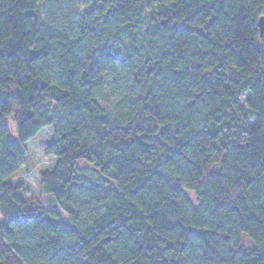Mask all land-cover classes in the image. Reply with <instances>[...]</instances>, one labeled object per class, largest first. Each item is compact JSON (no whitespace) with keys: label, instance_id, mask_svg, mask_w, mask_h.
Returning <instances> with one entry per match:
<instances>
[{"label":"trees","instance_id":"1","mask_svg":"<svg viewBox=\"0 0 264 264\" xmlns=\"http://www.w3.org/2000/svg\"><path fill=\"white\" fill-rule=\"evenodd\" d=\"M263 15L0 0V264H264ZM47 126L43 205L15 176Z\"/></svg>","mask_w":264,"mask_h":264},{"label":"rangeland","instance_id":"2","mask_svg":"<svg viewBox=\"0 0 264 264\" xmlns=\"http://www.w3.org/2000/svg\"><path fill=\"white\" fill-rule=\"evenodd\" d=\"M51 140L50 126L44 127L33 139L29 140L24 146L26 162L15 176V180L23 183L25 194L43 205H49L50 199L42 193L39 181L41 171L50 168L54 161V158L46 153V147ZM188 194L193 198L190 192Z\"/></svg>","mask_w":264,"mask_h":264},{"label":"water","instance_id":"3","mask_svg":"<svg viewBox=\"0 0 264 264\" xmlns=\"http://www.w3.org/2000/svg\"><path fill=\"white\" fill-rule=\"evenodd\" d=\"M258 24H259L260 34H261L264 30V15L259 17Z\"/></svg>","mask_w":264,"mask_h":264},{"label":"snow or ice","instance_id":"4","mask_svg":"<svg viewBox=\"0 0 264 264\" xmlns=\"http://www.w3.org/2000/svg\"><path fill=\"white\" fill-rule=\"evenodd\" d=\"M261 43H264V40H262Z\"/></svg>","mask_w":264,"mask_h":264}]
</instances>
